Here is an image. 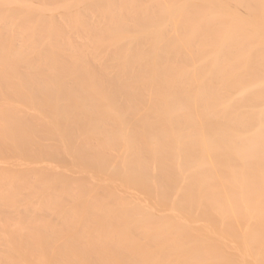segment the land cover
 <instances>
[{
  "label": "bare ground",
  "instance_id": "obj_1",
  "mask_svg": "<svg viewBox=\"0 0 264 264\" xmlns=\"http://www.w3.org/2000/svg\"><path fill=\"white\" fill-rule=\"evenodd\" d=\"M0 264H264V0H0Z\"/></svg>",
  "mask_w": 264,
  "mask_h": 264
}]
</instances>
